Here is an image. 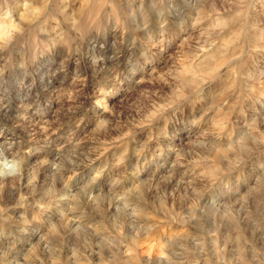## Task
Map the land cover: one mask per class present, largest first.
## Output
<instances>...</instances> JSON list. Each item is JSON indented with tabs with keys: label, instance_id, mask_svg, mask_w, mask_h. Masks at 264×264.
Listing matches in <instances>:
<instances>
[{
	"label": "clouds",
	"instance_id": "clouds-1",
	"mask_svg": "<svg viewBox=\"0 0 264 264\" xmlns=\"http://www.w3.org/2000/svg\"><path fill=\"white\" fill-rule=\"evenodd\" d=\"M0 264H264V0H0Z\"/></svg>",
	"mask_w": 264,
	"mask_h": 264
}]
</instances>
